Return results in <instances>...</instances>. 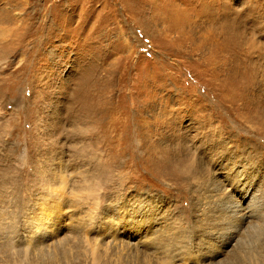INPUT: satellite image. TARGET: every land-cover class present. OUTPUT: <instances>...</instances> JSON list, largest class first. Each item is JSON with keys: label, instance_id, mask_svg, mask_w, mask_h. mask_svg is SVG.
I'll return each instance as SVG.
<instances>
[{"label": "rangeland", "instance_id": "rangeland-1", "mask_svg": "<svg viewBox=\"0 0 264 264\" xmlns=\"http://www.w3.org/2000/svg\"><path fill=\"white\" fill-rule=\"evenodd\" d=\"M262 247L264 0H0V264Z\"/></svg>", "mask_w": 264, "mask_h": 264}, {"label": "bare ground", "instance_id": "bare-ground-1", "mask_svg": "<svg viewBox=\"0 0 264 264\" xmlns=\"http://www.w3.org/2000/svg\"><path fill=\"white\" fill-rule=\"evenodd\" d=\"M8 154V153H7ZM28 157V156H27ZM23 160V159H22ZM28 160V159H27ZM26 160V161H27ZM25 161V162H26ZM23 163V162H22ZM20 164V163H19ZM60 191V190H59ZM57 193V192H56ZM61 193V192H60ZM63 195V194H62ZM61 195V196H62ZM64 197V196H62ZM59 198V197H58ZM62 199V198H61ZM65 202V201H64ZM60 204V203H59ZM62 204V203H61ZM58 208V207H57ZM60 209V208H58ZM45 210V209H44ZM47 211V210H46ZM48 211H50L48 209ZM258 210H255L254 208H249V207H246L244 209H241L238 214L236 215V220H233V223L235 224L236 223V229L234 231H232V237H234L235 235H237L239 233V231L244 227V226H247L246 229H247V232H248V235L254 237V239H256L257 241V237H259V234H261V231H258L257 230V227L259 226L258 225H254L253 222L257 219L258 217V212H256ZM261 213V212H260ZM45 214V213H44ZM47 215V214H46ZM47 218H48V215H47ZM110 219V218H109ZM255 219V220H254ZM56 220V219H55ZM259 221V220H258ZM261 221V219H260ZM108 224V226L112 227V226H115L117 224H115L114 220H109L106 222ZM260 223V222H259ZM47 224V223H46ZM49 224V223H48ZM262 224V223H261ZM151 225V224H150ZM40 227H44V224H42ZM39 227V228H40ZM38 228V229H39ZM45 230L47 227H44ZM145 228V227H144ZM113 229V228H112ZM106 230V229H105ZM110 231V230H109ZM129 233H130V237L131 238H134V239H137L138 236H140L141 232L137 229H128ZM53 232V231H51ZM55 233V232H54ZM128 233V232H127ZM55 234L51 233V235L49 237H53ZM108 235V233H107ZM55 237H58V234L55 236ZM113 237V236H112ZM54 239V238H53ZM61 241V240H60ZM229 242V241H228ZM108 244V243H107ZM114 246V245H113ZM97 244H94V248L93 250H95L97 248ZM110 248V247H109ZM261 248V247H260ZM262 249H264V247H262ZM95 253V252H94ZM258 254V253H257ZM262 257L264 258V251L262 253H259L258 257Z\"/></svg>", "mask_w": 264, "mask_h": 264}]
</instances>
